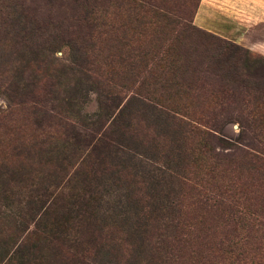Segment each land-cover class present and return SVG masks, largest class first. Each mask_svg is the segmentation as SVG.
<instances>
[{
	"label": "rangeland",
	"instance_id": "rangeland-1",
	"mask_svg": "<svg viewBox=\"0 0 264 264\" xmlns=\"http://www.w3.org/2000/svg\"><path fill=\"white\" fill-rule=\"evenodd\" d=\"M129 1L0 0V264H221L241 238L242 263L264 264L262 190L248 195L259 214L247 233L224 182L189 165L175 113L137 94L117 61L147 41L145 25L184 16L264 74V0ZM173 34L155 37L157 52L175 55Z\"/></svg>",
	"mask_w": 264,
	"mask_h": 264
},
{
	"label": "trees",
	"instance_id": "trees-1",
	"mask_svg": "<svg viewBox=\"0 0 264 264\" xmlns=\"http://www.w3.org/2000/svg\"><path fill=\"white\" fill-rule=\"evenodd\" d=\"M112 2L118 9L130 7L129 0ZM125 11L123 22L136 29L140 19L130 21L132 7ZM97 19L108 26L103 18ZM160 19L164 22L160 27L145 25L140 35L149 37L143 45L130 48L124 58L118 56L126 68L125 82H136L137 94L175 113V125L183 137H191L189 165L212 186L224 182V190L218 187V191L236 203L233 217L249 233L250 225L258 226L259 213L250 207L248 195L254 192L253 185L264 193V74L256 71L260 61L246 49L196 28L184 16L175 24ZM167 28L174 29L171 45L175 44V55L166 48L156 51L161 46L155 37L164 35ZM123 37L122 33L110 38L120 43ZM147 83L158 94L143 91ZM224 121L237 124L234 141L216 137L217 126ZM245 242L241 238L229 247L221 264H243Z\"/></svg>",
	"mask_w": 264,
	"mask_h": 264
}]
</instances>
